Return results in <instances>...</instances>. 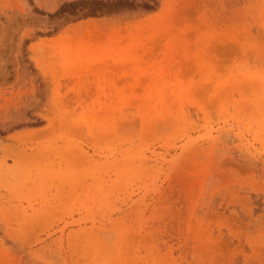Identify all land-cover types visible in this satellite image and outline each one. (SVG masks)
Returning a JSON list of instances; mask_svg holds the SVG:
<instances>
[{
    "label": "rangeland",
    "instance_id": "obj_1",
    "mask_svg": "<svg viewBox=\"0 0 264 264\" xmlns=\"http://www.w3.org/2000/svg\"><path fill=\"white\" fill-rule=\"evenodd\" d=\"M0 264H264V0H0Z\"/></svg>",
    "mask_w": 264,
    "mask_h": 264
},
{
    "label": "bare ground",
    "instance_id": "obj_2",
    "mask_svg": "<svg viewBox=\"0 0 264 264\" xmlns=\"http://www.w3.org/2000/svg\"><path fill=\"white\" fill-rule=\"evenodd\" d=\"M199 93V92H198ZM201 93V92H200Z\"/></svg>",
    "mask_w": 264,
    "mask_h": 264
}]
</instances>
